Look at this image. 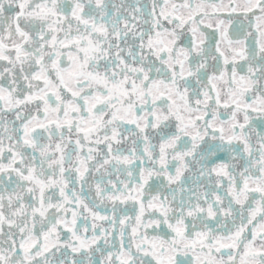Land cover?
Masks as SVG:
<instances>
[{"label": "snow or ice", "instance_id": "1", "mask_svg": "<svg viewBox=\"0 0 264 264\" xmlns=\"http://www.w3.org/2000/svg\"><path fill=\"white\" fill-rule=\"evenodd\" d=\"M0 264H264V0H0Z\"/></svg>", "mask_w": 264, "mask_h": 264}]
</instances>
